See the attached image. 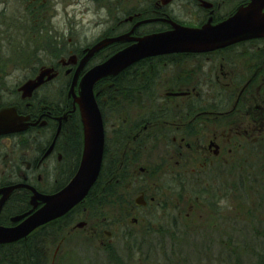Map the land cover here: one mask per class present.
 Wrapping results in <instances>:
<instances>
[{
	"label": "flooded vegetation",
	"instance_id": "af4514ba",
	"mask_svg": "<svg viewBox=\"0 0 264 264\" xmlns=\"http://www.w3.org/2000/svg\"><path fill=\"white\" fill-rule=\"evenodd\" d=\"M25 1L27 13L23 17L33 33L30 41L35 48L34 52L43 55L39 58L36 56L37 66L32 67L36 71L23 83L34 79L41 71L49 73L45 74V82L33 90L29 97H24L18 90L23 84L21 83L13 91L16 101L12 104H0V110L13 107L28 123L23 131L1 135L0 140L23 136L27 145H37V156L27 166L30 170L53 156L61 162L70 155L73 164L78 163L82 134L79 131L78 107L74 103L70 87L74 85L76 94L78 83L88 70L133 44L134 38L170 30L171 22L189 28H201L205 24L215 25L231 17L238 8L246 6L251 0ZM129 3L134 8H125ZM58 5H62L63 14L61 24L56 27L53 21L57 20ZM76 6H93L95 13L100 14L103 10L105 14L92 27H87L82 20L76 18ZM146 27L150 28L147 30ZM120 37L123 38L113 40ZM105 40L110 41L89 54L93 47ZM43 56H49L48 63H44ZM137 64L139 70L135 69ZM145 65L151 70V76L143 77L141 74ZM158 65L171 67L173 70L171 80L168 79L166 87L160 91ZM134 72L137 73L135 81L129 77ZM49 76L52 78L47 79ZM151 77L152 80H147ZM114 81H123V86L116 87ZM54 82L61 90L59 89L56 96L48 97L44 89ZM168 82H171L172 87L167 86ZM127 84L138 85L136 93L133 94L130 91L132 88ZM153 85L159 92L156 95ZM93 90L98 106L100 104L103 109H107L104 113L108 110L110 114L117 113L125 104L132 106V102L141 107L145 98L154 102L153 111L142 115L140 120H134L130 125L115 126L113 129H122L125 134L123 140L125 138L136 144H140L141 139L144 140L140 136L147 130H153L150 132L152 136L148 137H152L157 147L164 146L169 150L163 156L165 158L158 156L156 162V177L161 182L160 188L178 190L177 196L182 198L183 195L189 196L193 192L191 181L195 180L199 182L201 192L204 191L207 197H218L219 200L230 192L237 196L252 193L249 189L254 179H259V183L264 182V37L242 40L209 51L147 57L116 76L99 80ZM1 91L5 94V89L0 85ZM4 94L0 93V100ZM106 98L111 102L110 105L105 104ZM126 123L127 119H124L122 124ZM38 140H44L43 146L37 144ZM188 166L189 172L186 169ZM140 171L145 172L146 169L141 168ZM206 182L213 186V182L219 184L217 188H209ZM17 183L30 184L26 180H17L4 183L0 187ZM148 185L146 186L150 189V184ZM147 187L137 190L135 198L141 197V200L136 204L134 198L128 217L132 216L136 208H148L157 204L156 198L149 195ZM197 192L200 193L197 190L195 194ZM30 195L31 191L26 188L13 190L1 211L6 209L8 203L12 204L13 210L17 206L15 212L28 211L31 208ZM195 198L194 203L199 200L198 194ZM186 201L189 202L185 215L188 223L193 207L192 201ZM182 207L183 203L176 206L179 215ZM212 207L219 211L221 206ZM241 209L231 212L233 215L228 218V225L234 229L235 238L252 237V246L258 245L259 249L255 252L254 248L249 250L250 255H255V260L262 262L264 203ZM240 213L246 215L239 219L235 215ZM130 223L135 225L138 219L131 217ZM241 245L248 246L246 243ZM240 248L239 246L236 251V257L240 255ZM241 259L242 256L238 261Z\"/></svg>",
	"mask_w": 264,
	"mask_h": 264
},
{
	"label": "rangeland",
	"instance_id": "374dc122",
	"mask_svg": "<svg viewBox=\"0 0 264 264\" xmlns=\"http://www.w3.org/2000/svg\"><path fill=\"white\" fill-rule=\"evenodd\" d=\"M25 2L0 0V85L5 89V94L0 92L4 94L0 104H12L16 101L13 91L36 71L32 67L37 66V57L43 55L35 53L31 44L30 37L33 33L23 17L27 13ZM75 8L76 18L82 20L87 27H92V24L102 19L105 14L103 10L100 14L95 13L93 6ZM125 8L131 9L134 6L129 3ZM181 10L184 12V8ZM57 13V20L53 21L56 27L61 24L62 5L57 6ZM180 18L185 20L184 17ZM149 28L146 27L147 30ZM48 59L49 56H46L45 64L49 62ZM144 68L141 73L143 77L151 76L149 67L145 65ZM158 70L160 91L166 87V81L171 80L173 70L171 67L164 68L159 65ZM148 79L152 80L153 77ZM157 80L158 78L155 82ZM169 85L172 87L171 82L167 83V86ZM59 89L61 90V87L54 82L45 87L44 92L48 97H54ZM154 89L155 95L158 94L155 86ZM106 100L105 104L110 105L108 98ZM101 101H104V98H101ZM131 104L130 107L125 104L117 113L110 114L109 110L104 113L107 183L103 190L113 187V194L102 207L87 205L75 209L70 224L62 230L51 227L39 233L38 245L42 248L45 264H264V256L260 262L255 260V255H250L249 250L254 248L255 252L259 249L258 245L252 246V237L235 238L234 229L228 225L232 211L263 205L264 182L259 183V179H254L249 189L252 193L237 196L230 192L219 200L218 197H207L204 191L199 189V182L195 180L191 181L193 192L189 196L183 195L182 198L177 196L178 190L160 188L161 182L156 177V162L158 156L167 155L169 150L164 146L157 147L152 137H148L152 136L150 132L153 130H147L140 136L144 140L141 139L142 142L136 144L125 138L123 140L125 134L122 129H113L115 126L130 125L134 120H140L142 115L153 111L154 102L149 98H145L141 107L135 102ZM124 119H127L126 124H122ZM43 141L38 140L37 144L43 146ZM26 143L23 136L0 140V185L26 180L40 192H52L72 177L76 165L70 155L61 162L53 156L39 167L33 166L28 170L27 166L37 156L38 146ZM141 168L146 171L141 172ZM186 169L189 172L190 166ZM114 181L117 183L115 186ZM209 182H206L209 188L219 184L213 182V186ZM148 184L150 189L146 186ZM142 187L148 188L149 195L156 198L157 204L148 208H136L131 217H136L138 223L132 225L128 213L132 209L137 190ZM197 190L200 192H197L199 200L194 203ZM186 199L192 201L193 207V214L188 223L185 220L189 207ZM177 202L180 205L183 203L181 215L176 208ZM212 206L221 207L217 211ZM5 208L7 213L18 209L16 206L13 210L12 204L9 203ZM245 215L240 213L235 216L240 219ZM79 223L83 225L77 227ZM231 225L233 226L232 222ZM245 243L248 246L241 245ZM239 246L240 255L236 257ZM240 256L242 259L238 261Z\"/></svg>",
	"mask_w": 264,
	"mask_h": 264
},
{
	"label": "water",
	"instance_id": "95a60500",
	"mask_svg": "<svg viewBox=\"0 0 264 264\" xmlns=\"http://www.w3.org/2000/svg\"><path fill=\"white\" fill-rule=\"evenodd\" d=\"M167 31L151 33L134 38V43L113 54L102 64L88 70L77 86L70 92L77 104L82 125L83 145L78 168L70 181L52 194H43L28 184L19 183L0 188V210L11 192L17 188L31 191V209L10 218L11 225H0V244H9L26 238L39 227L67 214L87 196L100 172L104 152V128L98 109L94 85L99 80L118 75L132 64L152 56L180 53L203 52L226 47L236 42L264 37V0H251L241 6L228 19L215 25L205 24L201 28H189L171 22ZM124 37V36H123ZM123 37L113 40H121ZM105 40L93 47L89 54L98 50ZM41 71L34 79L19 87L24 97H29L33 90L44 83L45 74ZM52 78L49 76L47 79ZM26 118L19 116L13 107L0 110V136L23 131L28 127ZM50 148L47 152H49ZM46 152V153H47ZM141 197L135 198L139 204ZM42 204L39 208H36ZM83 223L76 226L81 227Z\"/></svg>",
	"mask_w": 264,
	"mask_h": 264
},
{
	"label": "trees",
	"instance_id": "16d2710c",
	"mask_svg": "<svg viewBox=\"0 0 264 264\" xmlns=\"http://www.w3.org/2000/svg\"><path fill=\"white\" fill-rule=\"evenodd\" d=\"M137 68H138V64L136 65L135 69L139 70ZM136 76H137L136 72L129 75V77H131L132 80L134 81L136 80ZM114 83L116 84L115 85L116 87L123 86V81L122 82L114 81ZM127 86L132 88L130 90L132 93L133 92L136 93V89L139 88V86L135 84H127ZM99 107L103 114L104 110L100 106V104ZM79 131L81 132L80 125H79ZM105 157H106V148L104 151L102 168L98 176V179L91 188V190L89 191L85 200L79 206L75 207L67 215L40 227L39 229L31 233L29 236H27L25 239L20 240L16 243L0 244V264H45L43 251L42 248L39 247L38 239H37L40 232L43 233L44 230H47L51 227L59 228L62 230L65 226L70 224V220L75 209L86 207L87 205L90 206L96 205L97 207H102L105 203H107L108 197L113 194V187H107L103 190V188L106 187L105 183H107L106 180L107 176L105 170ZM113 183L114 186L117 184L116 181H114ZM22 191L25 192L24 190ZM22 211L23 210H18L17 213H21ZM7 220L8 217L7 215H5V209H3L0 214V224H5Z\"/></svg>",
	"mask_w": 264,
	"mask_h": 264
}]
</instances>
